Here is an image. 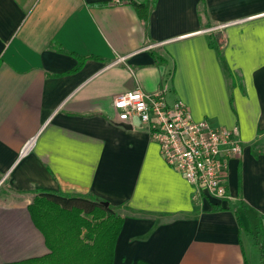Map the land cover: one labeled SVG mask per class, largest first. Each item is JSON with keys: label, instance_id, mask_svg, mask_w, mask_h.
Returning a JSON list of instances; mask_svg holds the SVG:
<instances>
[{"label": "crops", "instance_id": "obj_1", "mask_svg": "<svg viewBox=\"0 0 264 264\" xmlns=\"http://www.w3.org/2000/svg\"><path fill=\"white\" fill-rule=\"evenodd\" d=\"M136 88L236 130L229 198L194 191L119 120ZM40 191L111 204L114 264H264V0H157L147 29L130 0H0V264L48 253Z\"/></svg>", "mask_w": 264, "mask_h": 264}, {"label": "built area", "instance_id": "obj_2", "mask_svg": "<svg viewBox=\"0 0 264 264\" xmlns=\"http://www.w3.org/2000/svg\"><path fill=\"white\" fill-rule=\"evenodd\" d=\"M113 107L119 120L137 118L149 129L165 162L178 170L194 191L217 202L229 198L223 177L229 159L243 152L236 130L194 120L184 102L169 104L163 91L149 94L136 88L116 97ZM33 141L22 154L29 151Z\"/></svg>", "mask_w": 264, "mask_h": 264}, {"label": "trees", "instance_id": "obj_3", "mask_svg": "<svg viewBox=\"0 0 264 264\" xmlns=\"http://www.w3.org/2000/svg\"><path fill=\"white\" fill-rule=\"evenodd\" d=\"M156 1L130 0L146 29ZM81 65L80 62L78 69ZM104 202L90 194L38 192L28 211L44 237L48 253L5 264H114L123 217L111 204L105 206ZM136 264L148 263L138 260Z\"/></svg>", "mask_w": 264, "mask_h": 264}, {"label": "water", "instance_id": "obj_4", "mask_svg": "<svg viewBox=\"0 0 264 264\" xmlns=\"http://www.w3.org/2000/svg\"><path fill=\"white\" fill-rule=\"evenodd\" d=\"M104 205H105V206H108V205H109V203H108L107 201H105V202H104Z\"/></svg>", "mask_w": 264, "mask_h": 264}, {"label": "rangeland", "instance_id": "obj_5", "mask_svg": "<svg viewBox=\"0 0 264 264\" xmlns=\"http://www.w3.org/2000/svg\"><path fill=\"white\" fill-rule=\"evenodd\" d=\"M258 254H260V251H258ZM251 258H252V256H251ZM254 264V263H253Z\"/></svg>", "mask_w": 264, "mask_h": 264}]
</instances>
